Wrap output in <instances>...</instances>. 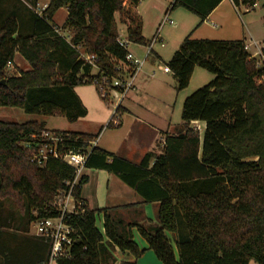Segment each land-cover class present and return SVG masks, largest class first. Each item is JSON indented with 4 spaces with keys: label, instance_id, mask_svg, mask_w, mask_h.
Returning a JSON list of instances; mask_svg holds the SVG:
<instances>
[{
    "label": "trees",
    "instance_id": "1",
    "mask_svg": "<svg viewBox=\"0 0 264 264\" xmlns=\"http://www.w3.org/2000/svg\"><path fill=\"white\" fill-rule=\"evenodd\" d=\"M39 1L32 0L33 6ZM45 1L49 4L41 15L29 11L22 22L17 10L4 9L9 0H0V108L59 114L74 123L87 115L75 89L94 85L103 76L118 77L116 65L128 54L119 42L116 15L128 21L131 45L150 42L142 36L140 18L127 10L124 0ZM142 1L128 3L136 7ZM223 1L176 0L171 10L184 8L202 24ZM231 1L237 8L257 4V0ZM63 8L68 18L62 29L69 30L70 40L52 25ZM80 47L85 55L95 56L99 76H93V67L81 58ZM17 55L30 70L8 76L7 65ZM197 67L215 79L185 100L182 119L186 126L205 123L203 139L198 129L188 127L184 134L168 137L163 155L152 167L150 155L133 165L97 148L86 164L116 175L146 203H159L158 226L125 224L112 215L115 208L91 210L77 188L74 196L84 206L78 215L65 219L73 230L72 245L68 256L55 259V264H111L113 248L137 260L145 250L134 242V228L163 264H264V82H260L264 70L250 59L245 42L187 37L168 63L178 92L187 89ZM46 131L37 122L0 120V208L11 205L20 227L56 218L55 198L74 178V170L59 160L49 159L43 167L32 162L25 145L40 143ZM56 133L68 138L64 144L68 150L85 151L95 138ZM86 183L84 176L82 187ZM100 216L103 232L97 226ZM1 223L0 264H50L48 241L36 236L22 239L14 233L16 245L11 248Z\"/></svg>",
    "mask_w": 264,
    "mask_h": 264
},
{
    "label": "crops",
    "instance_id": "2",
    "mask_svg": "<svg viewBox=\"0 0 264 264\" xmlns=\"http://www.w3.org/2000/svg\"><path fill=\"white\" fill-rule=\"evenodd\" d=\"M144 1L145 0L140 2V4L136 7L130 6L128 3L126 8L131 11L132 15L140 18L142 22V36L148 42H151L152 38L158 32L164 16L168 12H170V15L172 13L175 15L177 27L171 28L170 26H164L160 29V37L162 39L163 46L155 44L147 58L146 55L148 53V46L132 44L133 47H131L130 45V52H132L138 59L144 60L146 58L144 66L146 63L149 64L146 72L142 74V77L140 76L141 79L138 84L135 85V88L117 108L116 119L118 121V125L113 124L112 121L114 116L113 113L115 111L114 109L110 121L108 119L109 117H107L106 119L98 121L94 124L95 131L65 130L59 132L80 133L94 136V140L97 141V149L123 159L133 165H139L146 156L150 155L152 156L150 167H152L156 159L163 155L166 139L168 137H177L184 134L188 127V129H198L201 134V139H203L206 125L203 122L194 121L186 126L183 119L181 123H176L171 115L172 112L169 111L170 109L174 110L178 100L175 88L169 84H156L154 85V88H150L151 86L147 83L146 78L155 80L154 69L157 67L161 71L162 67L160 64L164 60H166L165 66L168 67V63L171 61L174 54L179 50L181 44L187 37H191L195 40L242 41L247 45L252 42L264 44V34L262 30H259L257 27V24L261 22L263 12L261 11L256 13L258 3L254 8L249 10L246 7L237 8L231 0H224L208 17L207 21L200 24V19L195 14L184 8H181L183 10H179L181 12H178V10L173 12L171 8L164 9L163 7H158L153 14H151V17H153L152 24L154 29H152V33H149L150 31L148 29V25L151 23V20L142 12V5L144 4ZM41 3H43V10H45L48 7L49 2L40 0L37 5H41ZM57 14L54 17L53 22L57 20ZM67 18L68 13L61 22L62 25L65 24ZM58 24L59 23H52L54 26H57ZM122 26L125 28L127 34L128 21L124 19V21H122ZM165 28H168L171 32L165 33ZM17 59L18 55L14 61L15 63ZM24 62L29 65L26 61ZM165 68H163L162 74L171 75L173 77L172 73L164 71ZM29 70L30 68L25 69L24 71ZM202 70L206 71L204 69ZM92 74H94L93 71ZM197 76L198 81L201 82V84H206V82L209 81L208 76L202 72L196 74V70H194L191 81H193L194 77L196 78ZM77 89L78 88L75 89V92L87 109V117L89 112L88 99L82 93H78ZM149 100H152V102L156 104H147ZM110 113L111 112L109 111L108 116H110ZM84 118L71 124L81 123ZM110 123L112 126L107 127V130L102 135L105 125L107 124L108 126ZM112 160L113 159H109V162L111 163ZM84 176L87 177V183L82 188L81 198L89 209L102 210L115 208L116 210L112 213V215L116 219L123 220L125 224H134L145 227L146 229L158 226L157 219L159 203H146L133 188L126 185L119 177L108 171L87 168ZM100 178L104 184L100 181ZM99 188H106L105 204L108 205L105 207H96V203L98 202V193H100ZM101 217L103 225V216ZM101 231L103 232V228ZM132 233L133 239L135 238L136 233V235L146 243V241L140 236L137 228H134ZM134 242L136 241L134 240ZM146 245L147 248L141 250L148 252L150 249L147 243ZM138 246L140 247V245ZM116 251L117 252L113 251L114 261L111 264H140L139 259L136 260L129 254H122L118 250ZM147 255L150 259H152V264H159L158 262H155V258L153 262V256H151V254L148 253Z\"/></svg>",
    "mask_w": 264,
    "mask_h": 264
},
{
    "label": "rangeland",
    "instance_id": "3",
    "mask_svg": "<svg viewBox=\"0 0 264 264\" xmlns=\"http://www.w3.org/2000/svg\"><path fill=\"white\" fill-rule=\"evenodd\" d=\"M125 2H127L128 4V0H124ZM176 2V0H145L144 4L142 5V12L144 13V15H146V17H149L151 20V23L148 25V29H149V33H152V29H154L153 27V17H151V14H153V12L158 8V7H163L164 9H169V8H173L174 3ZM258 3V7L256 9V13L259 12H263L262 16H261V22H259L257 24L258 29L262 30L263 34H264V0H257ZM34 4L32 3V1L30 0H9L8 3H6V6L4 7V9H7L8 11L11 10H17L19 12V16H20V20H22V22H24L25 15H28L29 11H36L38 12L40 15L43 13V3H41V5H37V6H33ZM127 6V5H126ZM33 7V8H31ZM175 10H178V12H181L179 10H183L181 9V7H176L173 12H175ZM67 9L63 8L60 9L58 14H57V20L55 22H53L54 24L59 23L57 26L60 28V33L62 36H64L65 38L69 39L71 38V34L69 32L68 29H62L63 25L61 24V22L63 21V19L67 16ZM191 16H195V15H191ZM171 18L176 21L175 15L172 13L171 14ZM194 18V17H192ZM122 16L120 15H116V21H117V30L118 33L120 34L119 37H121L122 39L126 38V30L125 28L122 26ZM164 32H171L168 28L164 29ZM264 36V35H263ZM131 47H133L131 45ZM79 51L84 54L85 50L83 47L79 48ZM25 60L18 55V59L16 60V63H12L11 68H7V74L8 76H12L15 74H18V72L20 70H25L30 68L29 65H27L25 62ZM166 60H164L163 62H161L160 66L162 67L161 71L156 67L155 70V80H150L148 78L147 79V83L150 84V88H154V85H164V84H169L172 87L175 88L176 90V95H178V100L177 103L175 105L174 110L170 109L169 111H171V115L173 116V120L176 123H181L182 122V106H183V102L189 97L191 96L193 93H195L197 90L201 89L202 87H204L205 85L209 84L213 79L214 76L211 73H208L206 71H203L200 68H196V74H199L200 72H202L203 74H205L206 76H208L209 81L206 82V84H201V82L198 81V76L195 78L193 81H190L189 86L187 87V89L183 90L182 92H178L176 89V83L173 79V77L171 75H163L162 71L163 68H165V62ZM256 63V62H255ZM148 64L146 63V65L143 67L141 74L139 75V78L136 82V84H138L139 80L141 79L140 76L142 77L147 68H148ZM95 70V69H94ZM93 73L96 74V70ZM150 80V81H149ZM5 83V82H4ZM135 84V85H136ZM77 92L78 93H82L88 100V116L86 118H84V120L81 123L78 124H71L70 122H68V120L59 115L56 114L55 116H41V115H32V114H28L25 111L21 110V109H16V108H0V120L5 122V123H13V124H23V123H27V122H37L39 124H44L45 128L50 131V132H57V131H65V130H69V131H95L94 128V124L98 121H102L103 119H106L107 117H109V121L110 118L112 117V112L115 109V104H116V99H111L109 101H103L100 97V95L98 94L96 87L94 85H83V86H79L77 87ZM184 99V100H183ZM183 101V102H182ZM147 104L149 105H155L156 103L152 102V100H149L147 102ZM109 111L110 116L109 115ZM103 133L107 130V124L105 125L104 129H103ZM99 132V131H98ZM97 132V133H98ZM101 135V136H102ZM102 178V177H101ZM100 181L104 184V182L101 180ZM100 193H98V202L96 203V207H105L108 204H105V194H106V188H99ZM1 201V200H0ZM1 204V203H0ZM6 208H0V222L1 223V230L2 232H4V236L3 238L7 241V244L9 247L14 248L16 243L12 242V237L11 235L14 233H17L22 239L26 238V237H30L32 238L34 235V229H33V225H29V227L27 228L26 225L25 226H21L18 224V215L17 217L15 215H12V211L9 209L11 205L7 204ZM97 226L100 230H102L103 225H102V217H98L97 220ZM134 240L138 243V245H140V249H145L147 248L146 243L139 238V236L136 235L135 233V238ZM21 241V240H20ZM175 247V245H174ZM6 249V248H5ZM115 252H117V249H112ZM151 254V256H153V262H154V258H155V262H158L159 264H163L156 256V254L152 251V250H148V252L146 251L140 258V264H152V259H150V257L147 254ZM177 253V252H176ZM147 255V256H146ZM152 258V257H151ZM51 264H55V262L53 261ZM249 264H257L255 261H251Z\"/></svg>",
    "mask_w": 264,
    "mask_h": 264
},
{
    "label": "built area",
    "instance_id": "4",
    "mask_svg": "<svg viewBox=\"0 0 264 264\" xmlns=\"http://www.w3.org/2000/svg\"><path fill=\"white\" fill-rule=\"evenodd\" d=\"M127 2H125V6ZM250 10V9H249ZM164 26H170L176 28L177 23L171 18L170 12H168L160 25V29ZM160 29L152 38L148 45V53L146 58L150 54L152 47L155 44L163 46L162 39L160 37ZM60 35V31L57 30ZM67 39V38H66ZM69 40V39H67ZM119 42L122 46L128 49V54L124 62H119L116 65V71L119 73L118 77H114L111 80L107 77H101L94 80V86H97L101 95V98L109 101L112 98L117 99L115 104V111L113 113V124L118 125L117 121V108L128 96V94L135 88V84L139 74L141 73L145 59H138L132 52H130V43L127 39L119 37ZM245 49L248 52L250 59L256 62L257 68L264 70V44L252 42L245 44ZM81 58L86 64L93 67L96 70V74L93 76H99V69L95 62V56H89L81 53ZM12 63L9 62L7 68H11ZM165 72L171 73L170 69L166 67ZM260 82H264V73ZM37 140V137H33ZM67 137L64 134L46 131L43 132L40 139L41 142L31 146L25 145V147L31 151L32 162L38 164L40 167L45 166L49 159L59 160L74 170V178L72 181L66 183L67 190L58 194L53 203V207L57 210L58 216L56 218L41 219L33 223L34 235L39 238H43L48 241L51 246L50 264L57 258L67 257L69 248L72 245L71 234L72 228L65 222V219L69 215H78L80 210L84 206V203L77 200L74 196V192L77 188H83L81 180L84 177L85 170L87 169V161L91 152L96 148L97 141L93 140L89 148L85 151L74 150L64 147Z\"/></svg>",
    "mask_w": 264,
    "mask_h": 264
},
{
    "label": "water",
    "instance_id": "5",
    "mask_svg": "<svg viewBox=\"0 0 264 264\" xmlns=\"http://www.w3.org/2000/svg\"><path fill=\"white\" fill-rule=\"evenodd\" d=\"M2 83H4V82H2Z\"/></svg>",
    "mask_w": 264,
    "mask_h": 264
}]
</instances>
